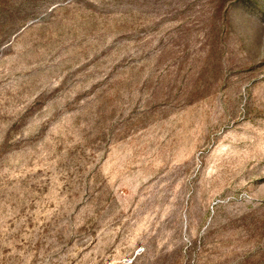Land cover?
I'll return each mask as SVG.
<instances>
[{
    "label": "rangeland",
    "instance_id": "374dc122",
    "mask_svg": "<svg viewBox=\"0 0 264 264\" xmlns=\"http://www.w3.org/2000/svg\"><path fill=\"white\" fill-rule=\"evenodd\" d=\"M0 264H264V0H0Z\"/></svg>",
    "mask_w": 264,
    "mask_h": 264
}]
</instances>
